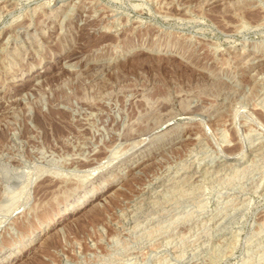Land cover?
<instances>
[{
  "label": "rangeland",
  "instance_id": "obj_1",
  "mask_svg": "<svg viewBox=\"0 0 264 264\" xmlns=\"http://www.w3.org/2000/svg\"><path fill=\"white\" fill-rule=\"evenodd\" d=\"M0 264H264V0H0Z\"/></svg>",
  "mask_w": 264,
  "mask_h": 264
},
{
  "label": "bare ground",
  "instance_id": "obj_2",
  "mask_svg": "<svg viewBox=\"0 0 264 264\" xmlns=\"http://www.w3.org/2000/svg\"><path fill=\"white\" fill-rule=\"evenodd\" d=\"M208 2V1H207ZM6 37V36H5ZM256 58V57H255ZM39 80V79H38ZM85 202V201H84Z\"/></svg>",
  "mask_w": 264,
  "mask_h": 264
}]
</instances>
